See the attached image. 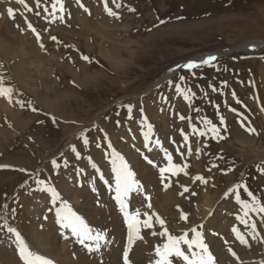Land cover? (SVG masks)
Instances as JSON below:
<instances>
[{"label":"rangeland","instance_id":"1","mask_svg":"<svg viewBox=\"0 0 264 264\" xmlns=\"http://www.w3.org/2000/svg\"><path fill=\"white\" fill-rule=\"evenodd\" d=\"M223 1L214 8V0H108L117 17L105 11L104 0H62L63 12L57 4L53 18V0H40L39 6L36 0H0V74L14 89L11 101L0 97V166H6L0 167V264H24L5 221L31 251L54 264H123L125 247L130 264H154L155 248L167 240L160 235L165 227L171 235L187 231L191 238V228L200 225L216 264H262L264 213H249L244 224L235 195L249 199L247 192L228 190L246 184L264 202V0ZM208 55L219 63L170 71ZM18 97L37 111L21 107ZM205 118L217 125L218 137L206 130L199 134ZM113 148L142 186L129 194L128 210L152 219L151 228L139 226L142 238L134 236L131 246L114 182L111 189L104 182L114 175ZM164 150L185 170L165 172L162 183ZM54 159L59 167L53 168ZM197 175L205 182L194 180ZM49 186L90 227L106 233L99 251L89 252L56 223L59 201L52 204ZM185 186L189 191L180 195ZM153 213L165 221L163 227ZM233 227L247 244L239 242Z\"/></svg>","mask_w":264,"mask_h":264},{"label":"snow or ice","instance_id":"2","mask_svg":"<svg viewBox=\"0 0 264 264\" xmlns=\"http://www.w3.org/2000/svg\"><path fill=\"white\" fill-rule=\"evenodd\" d=\"M19 3L24 4L25 0H18ZM37 6L40 4V0H36ZM79 2V0H78ZM105 2V11L108 12L109 15L117 16L118 14L116 12H113L111 8L108 7V0H104ZM115 2V0H113ZM57 4H60L59 11L63 12V3L62 0H53L52 3V13L51 15L53 18H56L57 13ZM119 6V5H117ZM31 10V9H29ZM87 11V9H85ZM8 15L10 17L14 16V10L12 8H9ZM45 12H48V8H44ZM39 15V13H37ZM60 19H63V16H60ZM163 23V21H161ZM28 27L35 32V28L29 23ZM52 40H56L57 38L55 36L50 37ZM37 40H40L39 34H37ZM41 47L43 45L41 44ZM249 47H254L253 45H249ZM85 60H88L89 57L83 56L82 57ZM219 63V58L216 55H208L207 57H204L200 59L199 61H188L184 63L183 65H177L176 69H170V71H175L178 69H184L188 71H192L196 68H201L203 66H209L213 67ZM2 67V65H0ZM227 70V69H225ZM180 81L184 80V77H179ZM169 85L172 84V81L168 82ZM222 86H226V82H221ZM212 87L213 91H216L214 85H210ZM13 87L12 86H6L5 84V77L0 74V97H5L9 101L12 99L13 94ZM176 91L181 92V85L180 83L176 84ZM185 100H190L189 95L187 92L183 93ZM235 96V93H233ZM16 102L21 106L24 107L25 104H27L28 107H30L33 111H37V109L32 105L31 101H24L21 98H17ZM129 112L132 111V105H126ZM141 111H143L141 109ZM181 119H184L183 116L180 117ZM221 124L224 123L223 117H221L220 120ZM204 130H199V134L201 136L205 135V130L211 132L214 134V136H219V129L215 123H213L211 120H208L207 118L203 119L202 121ZM190 128L193 133L197 132L198 129L190 123ZM147 131L143 132V136L145 141L147 142L149 139V136L152 132V125H147ZM250 132H254L255 129H248ZM182 135L184 136L185 142H187L188 137L184 134L183 130H181ZM83 139V143L85 145L88 144V138L86 137L85 133L82 132L80 134ZM222 138V137H220ZM160 141L157 140V144H159ZM147 146V144L145 145ZM109 147L111 148V144L109 143ZM73 152H77L76 145L71 146ZM197 153L200 152V149H196ZM189 154H191V148H189ZM112 155V173L114 174L112 177H110L109 180L104 181L105 183L109 184L110 189L112 188L113 182H114V200L119 206L120 212L124 216L125 223L127 224L128 228V245L131 246L135 238H142L138 235L139 233V226L143 225L144 228H151L152 225V219L151 217H148L146 219H139L140 212L139 210L135 212H130L128 210L129 203H126V200H128L129 194L133 192L135 189L137 192L142 191V186L139 184L138 180L135 177V173L130 169L127 161L125 158L117 152L114 148L111 152ZM77 156H79V153L77 152ZM164 158L168 161V164L166 167H160L159 173L162 183L164 182V174L165 172H169L172 175H176L178 172H183L185 169L181 167L178 164L173 163V157L171 154H169L166 150H164ZM53 168L59 167L57 161L54 159L52 162ZM149 163H153L152 161H149ZM0 167H6V166H0ZM93 167L96 166L93 164ZM261 171H264V169H260ZM20 171H25L24 169H21ZM39 174H37L38 176ZM104 177L101 175V180H103ZM194 180L205 182L204 177L197 175L194 177ZM36 183L38 185H41L44 183V181L37 179ZM169 185L165 184V187H168ZM243 188L244 191L247 192V195L249 199H241V195L236 189ZM47 192L51 195V202L53 205L57 204V201H59V206L55 209V216H56V223H58L62 228L69 229L73 236L77 237L79 242L83 244L89 252L93 251H99L102 242H106L107 235L102 230H94L92 227L89 226L88 223H86L85 219L77 214V212L73 211L72 207L67 203V201H64L61 199L60 194L57 192L55 187L49 186L46 189ZM189 189L185 186L183 189V192L179 193L180 195H184V193H187ZM236 191L235 199L238 204L241 206V211L243 212V216L238 217V219H241L244 224H248V220L244 219V217H247L249 213H264V202H262L260 199H258L252 192L248 191L246 184H237L234 186V188H230L228 192H234ZM228 192L225 193V196H228ZM196 193H191V195H195ZM147 199H150L146 197ZM7 207V205H5ZM148 207L150 208L151 205L149 203ZM15 211L14 209L12 210ZM147 216V213L144 214ZM211 215V213H210ZM153 216L155 217V222L160 224L162 227L165 225V221L160 218L157 214L153 213ZM181 219L186 220L187 216L185 214H181ZM264 219V217H262ZM7 228V232L9 234H12L15 237V241L17 244V250L19 253L20 259L24 262V264H54V262L51 259H48L44 256H41L37 253H34L30 250L29 246L26 244L25 240L22 238L20 232L12 226L7 225V221H5V225ZM198 227L200 226H194L191 228V238H189V233L186 231L182 235H171L169 234L167 228L165 227L164 230L160 233L161 236H166L167 240L165 243H163L162 246H157L155 248V255L158 257L154 264H173V257L175 258H182L184 264H216L215 258L212 255V253L209 251L208 245L205 243L203 238V233L198 230ZM251 228L253 230V235H255V229L256 224L253 223L251 225ZM232 232L235 234V237L239 240L241 244H247L248 241L245 239L244 235H242L241 231L237 228L233 227ZM156 233H153L155 235ZM86 241H90L91 243H85ZM182 245L187 246V251L182 249ZM231 251V250H230ZM235 255V253H233ZM123 264H130L129 260V247H125L123 252ZM262 264H264V261H262Z\"/></svg>","mask_w":264,"mask_h":264},{"label":"bare ground","instance_id":"3","mask_svg":"<svg viewBox=\"0 0 264 264\" xmlns=\"http://www.w3.org/2000/svg\"><path fill=\"white\" fill-rule=\"evenodd\" d=\"M189 1H191V2H194V1H198V2H196L197 4H200V2H201V0H189ZM219 1L220 0H214V8L215 7H217L218 8V5H219ZM231 1H234V0H231ZM223 2H225V4H227V3H229L230 2V0H224ZM242 3H240V4H246V2L245 1H241ZM259 4V3H258ZM258 4H256V6L258 5ZM261 8L264 10V3H262L261 4ZM252 7V6H251ZM255 10V9H254ZM260 11V10H259ZM252 14V13H251ZM261 17V16H260ZM256 18V17H255ZM249 19V18H248ZM250 31V30H249ZM7 49V48H6ZM9 49V48H8ZM3 53L5 54L4 56H11V52H7L6 50H3ZM170 73H167L166 75H164L162 78H165L166 76H168ZM12 75V74H11ZM9 104V103H8ZM8 104H7V106H8ZM6 106V107H7ZM7 110V109H6ZM9 113V112H8ZM9 115H11L10 113H9ZM13 117V116H12Z\"/></svg>","mask_w":264,"mask_h":264}]
</instances>
